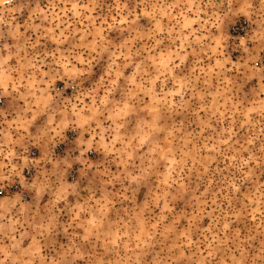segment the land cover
<instances>
[{
	"label": "clouds",
	"instance_id": "clouds-1",
	"mask_svg": "<svg viewBox=\"0 0 264 264\" xmlns=\"http://www.w3.org/2000/svg\"><path fill=\"white\" fill-rule=\"evenodd\" d=\"M0 264H264V0H0Z\"/></svg>",
	"mask_w": 264,
	"mask_h": 264
}]
</instances>
